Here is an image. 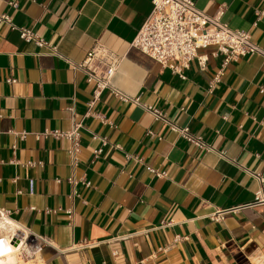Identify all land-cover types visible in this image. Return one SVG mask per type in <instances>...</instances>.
<instances>
[{
	"label": "crops",
	"instance_id": "obj_1",
	"mask_svg": "<svg viewBox=\"0 0 264 264\" xmlns=\"http://www.w3.org/2000/svg\"><path fill=\"white\" fill-rule=\"evenodd\" d=\"M195 2L206 14L223 8L224 22L264 47V0ZM152 9L151 0H0L16 26L0 23V209L38 236L45 264L264 263V181L253 175L264 178V57L225 65L211 46L198 52L206 67L194 59L183 79L132 47ZM22 27L50 47L24 40ZM96 43L123 56L115 87L210 150L110 90L90 107L95 86L70 61ZM74 121L82 122L75 157L68 138L43 135Z\"/></svg>",
	"mask_w": 264,
	"mask_h": 264
},
{
	"label": "built area",
	"instance_id": "obj_2",
	"mask_svg": "<svg viewBox=\"0 0 264 264\" xmlns=\"http://www.w3.org/2000/svg\"><path fill=\"white\" fill-rule=\"evenodd\" d=\"M153 9L150 15L144 21L145 23L139 29L133 39L132 47L138 48L146 55L158 60L164 67L172 68L183 79H187L183 71L189 68L190 63L198 58L200 66L206 67L208 55L198 54L200 49L207 50L209 47H216V52L224 55V64L227 65L231 60H238L249 54H259L264 57V47H260L253 41L249 31L234 29L222 20L224 9H219L215 14H206L197 6L195 0H151ZM18 2H12L13 6H17ZM6 21L13 28L11 18L8 14L0 15V23ZM21 37L24 40H33L38 46H49L50 44L43 38H39L31 30L24 27L20 28ZM55 54H58L57 47H51ZM123 62V56L109 49L102 43L96 45L87 52L86 57L81 62L70 61L75 70H81L86 76L89 83H93L95 88L93 92V101L91 105L100 99L99 97L105 90H110L114 97H118L125 102L138 103L143 106L145 111L150 113L156 120L166 123L171 130L182 135L189 143L196 145L200 149L210 150L209 144L200 135L192 133L189 127H182L169 120L167 115L156 108L154 105L143 104L138 97H130L113 84V77ZM220 76L217 75L215 80ZM8 81H12L8 79ZM72 109V108H71ZM89 114V112H88ZM87 114V115H88ZM82 122L74 121L69 130H46L43 132L45 136H54L55 138L66 137L72 142L69 150L75 157L80 151V128ZM99 135L94 134V138L98 139ZM107 143L104 137L103 145ZM102 151L98 147L94 151L96 157ZM28 166H34L33 161L27 163ZM156 172L159 176H165V172ZM253 175L263 183L264 178L261 174L253 173ZM35 179L29 180V191L34 193ZM20 193V192H19ZM260 197L261 191L257 193ZM262 199H259V201ZM243 207V206H242ZM241 206L231 207L214 213L213 219H222L226 213L237 212ZM9 215V210L0 209V217ZM31 231V230H30ZM14 235L9 231L0 236ZM29 244L32 248L40 251V242L37 235L29 238ZM113 256L119 258L120 251L115 248Z\"/></svg>",
	"mask_w": 264,
	"mask_h": 264
},
{
	"label": "bare ground",
	"instance_id": "obj_3",
	"mask_svg": "<svg viewBox=\"0 0 264 264\" xmlns=\"http://www.w3.org/2000/svg\"><path fill=\"white\" fill-rule=\"evenodd\" d=\"M4 222L5 229L8 227L14 232V235H8V237H0V264H45L41 253H37L34 259L25 260L23 253H32L34 248L29 244V238L32 235L35 236L31 231L22 230L19 225L16 224L14 220L11 219L9 215H4L1 217ZM10 224L11 226H9ZM11 230V231H12ZM41 242V241H40ZM36 250V249H35ZM261 264H264L261 261Z\"/></svg>",
	"mask_w": 264,
	"mask_h": 264
},
{
	"label": "rangeland",
	"instance_id": "obj_4",
	"mask_svg": "<svg viewBox=\"0 0 264 264\" xmlns=\"http://www.w3.org/2000/svg\"><path fill=\"white\" fill-rule=\"evenodd\" d=\"M10 228L8 227L7 228V230H4V229H1L0 228V234H6L7 232H9V231H11V230H9ZM4 237H6L5 235H3ZM0 237H2V236H0ZM40 251L39 250H35V248H34V250H33V252L32 253H29L30 255H27V253L25 254V252L23 253V257H24V259L27 261V260H31V259H34L35 258V255L37 254V253H39Z\"/></svg>",
	"mask_w": 264,
	"mask_h": 264
},
{
	"label": "snow or ice",
	"instance_id": "obj_5",
	"mask_svg": "<svg viewBox=\"0 0 264 264\" xmlns=\"http://www.w3.org/2000/svg\"><path fill=\"white\" fill-rule=\"evenodd\" d=\"M0 244H2V242H0Z\"/></svg>",
	"mask_w": 264,
	"mask_h": 264
}]
</instances>
